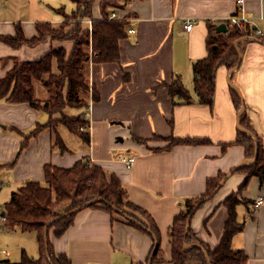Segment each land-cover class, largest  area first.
<instances>
[{"label":"crops","instance_id":"1","mask_svg":"<svg viewBox=\"0 0 264 264\" xmlns=\"http://www.w3.org/2000/svg\"><path fill=\"white\" fill-rule=\"evenodd\" d=\"M59 8L63 7L55 9ZM239 9V0H128L125 7L118 9L121 18L128 21V35L120 40V62H90V85L99 99L90 93L89 144L69 129L73 134L65 132L63 124H59L57 133L66 142L67 150L53 147L56 132L51 127L28 137L27 145L21 148L25 138L22 133L29 134L38 124L47 123L50 116L28 102L0 98L3 210L12 194L27 181H45L46 164L72 167L89 158L108 176L117 174L128 198L153 217L164 251V260L154 264H174L169 234L174 217L184 209L187 198L207 192L210 178L227 174L220 189L205 199L190 221L196 237L215 248L223 237L229 214L224 200L247 178L234 170L249 162L245 148L235 143L240 132L239 110L229 77L242 89L246 114L264 147V0H245L244 14L263 34L239 38L238 47L244 53L242 63L233 73L226 66L218 69L211 106L202 104L195 91L193 64L209 54L210 26L217 35L230 33L235 27L230 18ZM61 14L62 21L54 25L65 20ZM93 16H102L100 0L94 3ZM21 22L0 21V34L14 35L20 24L27 37L38 35L39 21L32 26ZM188 22H193L191 30L186 29ZM90 23L86 20L84 24ZM221 23H226V31L217 30ZM132 29L134 32H130ZM59 46L71 50L72 42L48 39L36 45L13 47L0 41V78L16 63L39 60ZM178 78L192 93L190 102L170 93L168 85ZM72 135L77 141L74 145L66 140ZM183 137L203 138L204 142L172 144V138ZM131 157L134 163L128 166ZM239 194L257 202L264 196L260 178L250 177ZM252 208L245 202L238 206L245 226L235 235L233 247L246 251L247 264H264V204ZM50 239L55 251L66 253L73 264H148L155 241L153 235L131 224L125 216L93 207L78 211L63 235L56 236L51 231ZM23 250L35 259L40 257L38 233L8 228L0 221V264L6 260L20 262Z\"/></svg>","mask_w":264,"mask_h":264},{"label":"trees","instance_id":"2","mask_svg":"<svg viewBox=\"0 0 264 264\" xmlns=\"http://www.w3.org/2000/svg\"><path fill=\"white\" fill-rule=\"evenodd\" d=\"M76 10L66 14L63 8L58 11L65 15L60 25L49 21L36 23L38 35L27 37L20 24L16 34H0V41L13 47L24 44L36 45L51 39L72 42L71 50L66 46L51 48L50 52L39 60H27L16 63L7 74L0 78V98L9 102H28L33 107L49 114V121L38 124L25 136L21 148L27 145L28 137L36 135L42 129L51 127L56 136L53 147L67 150L68 146L57 133V126L63 124L71 132L79 135L86 143H90V119L87 107L89 95L99 99L96 89L91 87L89 70L90 62H120V40L128 35L126 18H111L114 11L125 7L128 0H100L102 16L94 18L93 7L96 0H72ZM91 25H85V21ZM210 26L208 37V56L198 59L193 64L194 87L200 102L213 105L218 69L226 66L234 69L239 61V49L235 41L247 36L251 28L241 30L235 26L228 33L217 35ZM169 86L172 95L190 102L192 93L180 78ZM238 110L242 107V99L235 88L231 87ZM68 108H76L77 113H69ZM58 114V117H54ZM241 124L251 133L240 129L235 141L245 148L249 161L238 166L234 171L246 175V180L237 191L229 194L224 200L228 208L224 234L220 243L212 248L200 241L190 226L194 211L203 204L205 199L212 197L221 187L227 174H220L207 181V192L200 197H189L184 202V209L178 213L170 226L169 234L172 244V261L174 264H247L248 255L244 249L234 248L233 239L243 230L245 221H241L238 206L245 202L254 206L255 202L241 197L239 192L247 187L252 176H258L264 186V147L256 133L246 110L241 114ZM203 138L183 137L172 138V144H194L204 142ZM171 146V144L169 145ZM102 208L112 214L119 213L127 220L145 230L154 231L156 248L152 263L164 260L161 243V232L153 217L141 206L130 200L120 177L107 171L100 165L87 161H77L72 167H60L52 163L45 165V181L29 180L12 194L11 201L4 210L8 228L20 227L24 231L38 233L40 252L39 258L31 257L23 250L20 262L6 260L5 264H73L66 253H57L50 239V232L61 236L74 223L78 211L87 208ZM254 209V208H252ZM132 217L141 221L138 225ZM54 220V221H53ZM49 224V225H48ZM48 225V241L45 229ZM151 234V233H150ZM152 235V234H151ZM189 244V246H187ZM152 250V252H153ZM151 252V253H152ZM150 258V257H149Z\"/></svg>","mask_w":264,"mask_h":264},{"label":"rangeland","instance_id":"3","mask_svg":"<svg viewBox=\"0 0 264 264\" xmlns=\"http://www.w3.org/2000/svg\"><path fill=\"white\" fill-rule=\"evenodd\" d=\"M75 6L76 4L71 0H0V21L4 22L6 19L11 22L22 21L21 23L31 26L37 21H51L58 24L62 21L63 15L55 8L63 7L65 11L72 12ZM72 111L77 112L78 109H68V112ZM62 128L65 132H70L64 125ZM73 138V135L66 136L70 145L77 143Z\"/></svg>","mask_w":264,"mask_h":264},{"label":"built area","instance_id":"4","mask_svg":"<svg viewBox=\"0 0 264 264\" xmlns=\"http://www.w3.org/2000/svg\"><path fill=\"white\" fill-rule=\"evenodd\" d=\"M244 3L245 0H239L240 4V9L239 11L231 16V22L239 27L241 30H246L247 28H251L250 33L247 35L248 37H255V36H261L263 34L262 30L257 28L256 26H252L250 19L244 14ZM111 18H121L120 14L117 11H114L111 15ZM193 27V22H188L186 23V29L191 30ZM130 32H134V30H130ZM134 163V157L129 158L127 161L128 166H132ZM262 204H264V196L259 198L257 202H255L253 208L254 210L259 208ZM0 221L5 222L6 221V216L4 213L3 208L0 206Z\"/></svg>","mask_w":264,"mask_h":264},{"label":"water","instance_id":"5","mask_svg":"<svg viewBox=\"0 0 264 264\" xmlns=\"http://www.w3.org/2000/svg\"><path fill=\"white\" fill-rule=\"evenodd\" d=\"M217 30H218V31H226V30H227V25H226V23H221V24H219V25L217 26ZM238 42H239V39H237V40L235 41V44H236L237 48L239 49V47H238ZM243 56H244L243 51L239 49V61H238L237 66H236L234 69L231 70V73H233L234 70H236L237 68L240 67V65H241V63H242ZM228 82H229V85H230L231 87H233V88L236 89V91L238 92V94L240 95V97H241V99H242V107H241V109H240L239 112H238V118H237V124H238V127H239V129L244 130V131L249 132V133L252 134V132H250L249 130H247V129H246L245 127H243L242 124H241V114L245 111V108H246V104H245V100H244V95H243L242 89H241V88H240V87H239V86H238V85L232 80V78H230V77L228 78ZM254 160H255V159H253V160H248V161H254ZM243 164H244V163H242L241 165H243ZM241 165H240V166H241ZM223 181H224V180H223ZM223 181H222V182H223ZM4 213H5V212H4ZM190 218H192V215L190 216ZM132 220H133L134 222H136L138 225H140V226H144L143 223H142L141 221L137 220L136 218L132 217ZM53 221H54V220H53ZM48 225H49V224H48ZM48 225L46 226V229H45V239H46V242L48 241ZM148 231H149V233H151V234L156 238V235H155V233H154L153 230L148 229ZM187 246H189V244H188ZM155 252H156V248H155V249L153 250V252L151 253L148 264H151V263H152V260H153V257H154V255H155Z\"/></svg>","mask_w":264,"mask_h":264}]
</instances>
